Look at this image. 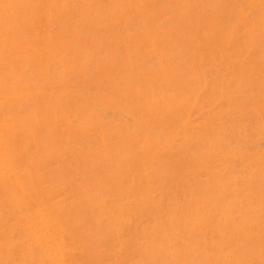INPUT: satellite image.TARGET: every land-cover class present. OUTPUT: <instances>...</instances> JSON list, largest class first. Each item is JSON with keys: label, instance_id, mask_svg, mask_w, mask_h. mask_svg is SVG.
Here are the masks:
<instances>
[{"label": "bare ground", "instance_id": "obj_1", "mask_svg": "<svg viewBox=\"0 0 264 264\" xmlns=\"http://www.w3.org/2000/svg\"><path fill=\"white\" fill-rule=\"evenodd\" d=\"M0 264H264V0H0Z\"/></svg>", "mask_w": 264, "mask_h": 264}]
</instances>
